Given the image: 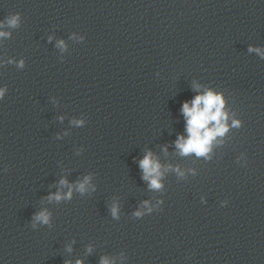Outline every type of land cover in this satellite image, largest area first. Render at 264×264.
I'll return each instance as SVG.
<instances>
[{
    "label": "clouds",
    "instance_id": "1",
    "mask_svg": "<svg viewBox=\"0 0 264 264\" xmlns=\"http://www.w3.org/2000/svg\"><path fill=\"white\" fill-rule=\"evenodd\" d=\"M17 23V18L13 17L9 20V24L15 26ZM5 35V33H0V36ZM63 45V42H60ZM252 49H250L251 51ZM258 51V50H257ZM0 91V95H2ZM201 104L203 107L201 108ZM224 102L220 95L214 94L211 91L206 92L203 95H198L191 102V106L188 103H184L182 107L183 115L187 119V131L189 137L185 140L184 137H179L176 141V147L181 150L182 154H187L189 152H195L197 156H204L208 152V146L216 136H223L227 131L225 124L221 123V120H227V116L222 112ZM215 122L213 128H208L210 122ZM234 125H238V122L233 121ZM159 164L156 163L152 154L149 152L141 161L140 168L144 172L143 178L149 181V186L153 189H159L161 184L159 183ZM155 174V175H153ZM182 174V173H181ZM87 181H85L86 183ZM66 181H61V184H66ZM79 190H85V184L79 185ZM70 195V193H69ZM55 199L59 200L61 197L56 194ZM113 215L116 214V208L112 209ZM139 215V213H137ZM47 212L39 213L35 219L48 223ZM80 264V262H77ZM101 264H109L107 259H103Z\"/></svg>",
    "mask_w": 264,
    "mask_h": 264
}]
</instances>
